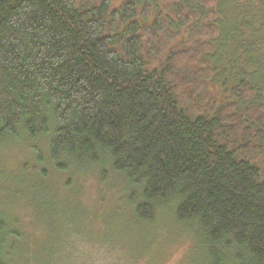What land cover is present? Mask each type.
Returning <instances> with one entry per match:
<instances>
[{
    "label": "trees",
    "instance_id": "obj_1",
    "mask_svg": "<svg viewBox=\"0 0 264 264\" xmlns=\"http://www.w3.org/2000/svg\"><path fill=\"white\" fill-rule=\"evenodd\" d=\"M18 142L44 183L49 165L122 178L104 207L75 199L91 220L127 216L143 256L163 216L198 263L264 264V0H0V149ZM39 187L10 203L28 228L0 209V264L42 242Z\"/></svg>",
    "mask_w": 264,
    "mask_h": 264
},
{
    "label": "rangeland",
    "instance_id": "obj_2",
    "mask_svg": "<svg viewBox=\"0 0 264 264\" xmlns=\"http://www.w3.org/2000/svg\"><path fill=\"white\" fill-rule=\"evenodd\" d=\"M229 16L231 20L233 15ZM186 33V38L188 36L192 40L199 38L192 31L187 30ZM240 45L241 42L238 43V46ZM215 88L219 89L217 86ZM40 147L45 151V146L41 144ZM29 151L28 144L21 142L0 149V176H5L0 179V209L10 216L11 222L17 219L21 220L18 227L20 225L23 228L30 226L31 208L24 205L21 207L22 204L17 208H10V203L16 199L14 194L17 191L26 190L28 192L30 190L28 187L33 184L38 187L43 186L39 187V203L41 205L53 203L54 206L50 210L41 208L42 210L37 211L35 209L36 217L41 218L44 223V235L42 242L31 248L20 246L24 254L21 258L23 263H27L31 257L29 264H87L89 248L94 245L95 241L103 240L107 244V251L101 257L103 261L100 264H192L194 262L197 264L199 258L203 257L200 252L197 254L191 236L163 216L157 221L159 227H156L153 233L151 231L152 238L148 241L157 240V242L153 249L150 248L147 255L143 256L144 247L138 251L136 248L126 246L125 244L137 246L143 242V236L136 232L133 225L127 223V216L123 214L109 216L108 213L99 212L95 219L91 220L87 207H80L74 195L76 193L77 199L91 203L90 207H95L96 204L104 207L116 197L115 192L120 195L125 194L122 178L114 177L108 170L106 181H109L111 186L108 189L107 185L105 186L103 174L98 171L87 174H77L72 171V174L68 176L67 173L56 172L57 170L49 165L46 168L49 170L50 178L48 183H44L37 175L30 172L31 175L28 177V174L26 176L24 172L28 165L30 167L35 165L29 159ZM10 177L20 178L22 186L19 187L8 181ZM110 219L117 221L110 225ZM54 228L56 230L53 233ZM164 228L166 229L165 234H161ZM74 232L75 236L87 238L84 245H78L76 237L75 240H71ZM102 247L105 248V246ZM53 254H58V256H55L54 262H50L49 256ZM13 260L12 264H18L13 263ZM98 260L95 258L88 264H96ZM198 264H203V262Z\"/></svg>",
    "mask_w": 264,
    "mask_h": 264
}]
</instances>
